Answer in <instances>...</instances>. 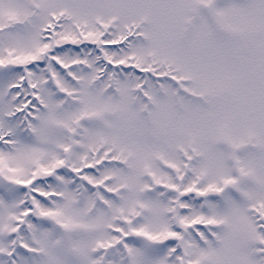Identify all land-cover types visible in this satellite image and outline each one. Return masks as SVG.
<instances>
[{"label": "snow or ice", "instance_id": "1", "mask_svg": "<svg viewBox=\"0 0 264 264\" xmlns=\"http://www.w3.org/2000/svg\"><path fill=\"white\" fill-rule=\"evenodd\" d=\"M0 264H264V0H0Z\"/></svg>", "mask_w": 264, "mask_h": 264}]
</instances>
